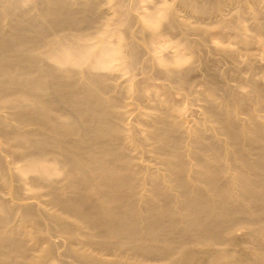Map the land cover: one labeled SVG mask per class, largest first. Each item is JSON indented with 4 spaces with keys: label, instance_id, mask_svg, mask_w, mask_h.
Here are the masks:
<instances>
[{
    "label": "bare ground",
    "instance_id": "obj_1",
    "mask_svg": "<svg viewBox=\"0 0 264 264\" xmlns=\"http://www.w3.org/2000/svg\"><path fill=\"white\" fill-rule=\"evenodd\" d=\"M263 54L264 0H0V264H264Z\"/></svg>",
    "mask_w": 264,
    "mask_h": 264
},
{
    "label": "rangeland",
    "instance_id": "obj_2",
    "mask_svg": "<svg viewBox=\"0 0 264 264\" xmlns=\"http://www.w3.org/2000/svg\"><path fill=\"white\" fill-rule=\"evenodd\" d=\"M263 56H264V54H263ZM221 66L223 67V65H221ZM239 230H243V229L240 228ZM239 230H238V231H239Z\"/></svg>",
    "mask_w": 264,
    "mask_h": 264
}]
</instances>
